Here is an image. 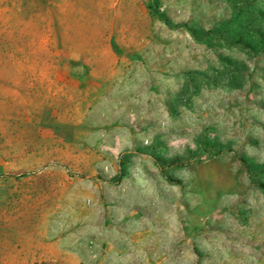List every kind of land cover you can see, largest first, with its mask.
I'll use <instances>...</instances> for the list:
<instances>
[{"label": "rangeland", "instance_id": "rangeland-1", "mask_svg": "<svg viewBox=\"0 0 264 264\" xmlns=\"http://www.w3.org/2000/svg\"><path fill=\"white\" fill-rule=\"evenodd\" d=\"M0 264H264V0H0Z\"/></svg>", "mask_w": 264, "mask_h": 264}]
</instances>
